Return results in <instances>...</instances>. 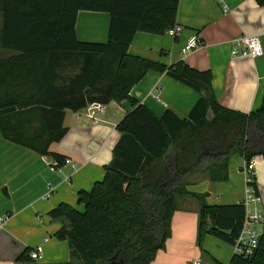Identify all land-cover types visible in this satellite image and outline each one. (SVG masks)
Wrapping results in <instances>:
<instances>
[{
    "label": "trees",
    "instance_id": "trees-1",
    "mask_svg": "<svg viewBox=\"0 0 264 264\" xmlns=\"http://www.w3.org/2000/svg\"><path fill=\"white\" fill-rule=\"evenodd\" d=\"M179 5L180 0L4 1L0 44L15 54L0 60V130L6 140L52 155L61 166L65 158L50 148L67 133L66 110L124 101L133 108L117 125L121 138L103 181L78 194L83 211L62 204L49 213L63 224L55 237L71 250V261L60 264H152L172 235L180 197L199 204L200 249L208 235L234 245L241 233L243 204L210 205L206 194L187 191L188 179L202 173L215 183L227 181L233 155L247 166L264 158V98L249 114L230 110L213 94L210 71L183 61L167 69L128 54L137 33L161 36L175 28ZM80 11L110 14L107 42L78 40ZM149 71H167L201 95L187 118L171 111L157 117L131 96ZM35 119L38 126L29 132ZM33 251L25 249L16 264H38ZM230 264H264V237L253 257L234 254Z\"/></svg>",
    "mask_w": 264,
    "mask_h": 264
},
{
    "label": "crops",
    "instance_id": "crops-1",
    "mask_svg": "<svg viewBox=\"0 0 264 264\" xmlns=\"http://www.w3.org/2000/svg\"><path fill=\"white\" fill-rule=\"evenodd\" d=\"M4 1L0 0V10ZM110 20L108 13L80 11L76 22L78 40L107 42ZM177 26L182 31L176 37L168 33H137L128 54L167 69L183 61L199 71H210L212 92L221 106L245 114L260 107L264 98V6L256 0H180ZM2 27L0 11V37ZM242 36H258L263 54L257 58H235L233 47ZM193 37L200 44L192 52L183 53ZM13 55L0 44V60ZM131 96L157 117L171 111L180 119L187 118L201 98L167 71H149L133 87ZM132 109V104L124 101L103 105L94 115L91 105L78 112L66 110L63 126L67 133L52 144L50 152L72 163L66 165L64 161L61 171L56 173L51 171L55 162L52 155H40L12 143L0 130V217L7 218L0 231V264H16L25 249L38 247H42L38 264L71 261L68 243L55 237L63 224L53 220L49 213L62 204L83 210L78 194L90 192L103 181L105 167L111 163L121 138L117 125ZM208 117L212 118L211 112ZM251 163L264 213V158L257 156ZM244 167V158L234 155L229 160L227 181L215 183L208 174L197 173L188 179L187 191L206 194L210 205L242 204L246 191ZM49 185L52 194L46 198ZM198 222L197 200L188 196L178 198L172 235L152 264H230L233 245L208 235L203 248L198 247Z\"/></svg>",
    "mask_w": 264,
    "mask_h": 264
},
{
    "label": "built area",
    "instance_id": "built-area-1",
    "mask_svg": "<svg viewBox=\"0 0 264 264\" xmlns=\"http://www.w3.org/2000/svg\"><path fill=\"white\" fill-rule=\"evenodd\" d=\"M227 12V9L226 11ZM182 31L180 26L168 31L171 36H178ZM200 41L197 37L189 40L188 45L183 49V53L187 54L192 52ZM263 54V48L260 38L258 36H242L240 37L233 47V56L235 58H257ZM93 115L102 110L103 105L92 104ZM71 160H65L66 165H70ZM52 172H60L61 166L55 160L51 165ZM245 174L246 191L245 198L242 202L245 208V221L243 228L238 239L235 241L234 254L245 258L253 257L259 249V242L264 237V213H263V199L256 186V174L253 169L252 163L243 168ZM52 194V186L49 185V191L46 198H50ZM7 218L0 217V231L4 228ZM42 247L36 248L31 253V258L35 261L41 258ZM199 264V263H194Z\"/></svg>",
    "mask_w": 264,
    "mask_h": 264
},
{
    "label": "rangeland",
    "instance_id": "rangeland-1",
    "mask_svg": "<svg viewBox=\"0 0 264 264\" xmlns=\"http://www.w3.org/2000/svg\"><path fill=\"white\" fill-rule=\"evenodd\" d=\"M73 72L72 71H68V74L71 75ZM38 126V123L36 121V119L34 120L33 124L29 127V132H32L34 130V128H36ZM25 129H26V126H25ZM235 155H239V154H235ZM234 156V155H233ZM83 211V210H82ZM231 246H229L230 248ZM206 260L210 261L209 260V256H207ZM230 261V260H229ZM228 261V262H229Z\"/></svg>",
    "mask_w": 264,
    "mask_h": 264
}]
</instances>
